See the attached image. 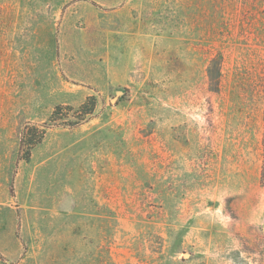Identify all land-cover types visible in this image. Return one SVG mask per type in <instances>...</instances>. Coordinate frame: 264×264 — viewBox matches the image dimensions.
<instances>
[{"label":"rangeland","instance_id":"1","mask_svg":"<svg viewBox=\"0 0 264 264\" xmlns=\"http://www.w3.org/2000/svg\"><path fill=\"white\" fill-rule=\"evenodd\" d=\"M263 118L264 0H0V264H264Z\"/></svg>","mask_w":264,"mask_h":264},{"label":"trees","instance_id":"2","mask_svg":"<svg viewBox=\"0 0 264 264\" xmlns=\"http://www.w3.org/2000/svg\"><path fill=\"white\" fill-rule=\"evenodd\" d=\"M95 106V101H94V97L93 96H89L81 105H79V107L77 108V111H79L80 113L77 115L78 119H83L84 116L86 114H89L92 112V110L94 109ZM264 120V118H263ZM79 122V121H76ZM24 135V132H23ZM41 138V136L39 137V139ZM24 139H26L25 136L21 137V141L24 142ZM263 144H264V136H263ZM27 156H25L26 158ZM261 179L264 182V157H263V166H262V172H261Z\"/></svg>","mask_w":264,"mask_h":264},{"label":"water","instance_id":"3","mask_svg":"<svg viewBox=\"0 0 264 264\" xmlns=\"http://www.w3.org/2000/svg\"><path fill=\"white\" fill-rule=\"evenodd\" d=\"M116 98H113L112 101H115ZM263 230H264V224H263Z\"/></svg>","mask_w":264,"mask_h":264}]
</instances>
